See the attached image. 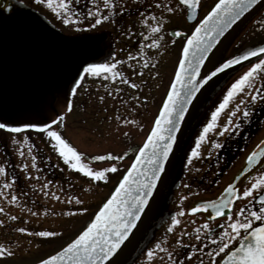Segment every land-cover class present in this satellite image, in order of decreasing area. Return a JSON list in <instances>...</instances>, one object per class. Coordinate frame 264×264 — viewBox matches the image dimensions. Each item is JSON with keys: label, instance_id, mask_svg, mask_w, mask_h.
I'll list each match as a JSON object with an SVG mask.
<instances>
[{"label": "rangeland", "instance_id": "obj_1", "mask_svg": "<svg viewBox=\"0 0 264 264\" xmlns=\"http://www.w3.org/2000/svg\"><path fill=\"white\" fill-rule=\"evenodd\" d=\"M137 1L114 0L115 7L110 9V18L106 24L109 23L100 28L109 32L111 47L105 54L98 51L97 45L96 58L92 62L100 64L120 61L116 70L123 73V77L113 80L111 73L92 76L89 82L87 80L83 86L78 87L77 79L74 80L72 74L61 72L60 78L50 74L59 73L66 66L58 67L50 63L46 55L40 56L48 60V67L39 64L37 60L33 64L21 65L26 73L22 79L28 87L23 86L20 94L22 98L29 95V100H24L23 105L24 101H19L22 98H18L13 104L6 97L0 96V122L14 126L23 123L51 125L53 119L63 115V126L52 127L60 131L78 151L85 153V163L89 162L91 156L111 152L114 156L124 158L92 161L91 166L99 169L115 164L117 171L126 168L135 147L144 140L156 115L182 45L181 41L175 40L170 34L176 21L153 19L145 11L136 9ZM95 3L102 15L103 0H95ZM158 9L160 13L165 11L160 5L154 11ZM161 24L163 27L159 33L150 31L149 26ZM153 39L159 41L158 46H151ZM132 43L139 48L130 47ZM120 47L124 52L119 51ZM129 56L133 59H129ZM5 67L6 64L0 65L1 69ZM44 68L49 70L47 77ZM5 70L10 71L8 67ZM7 76L12 78V74ZM3 77L0 74L1 80L5 79ZM133 83L137 85L136 88L131 87ZM25 88H28L26 93ZM73 88L76 89L75 93L72 92ZM69 104L71 111H68ZM196 108L197 116L202 105L195 107L193 113ZM187 133L184 140L189 139ZM21 151L23 156L19 154ZM203 157V153L195 156L194 163H199ZM24 164L28 166L27 169L22 167ZM0 165L5 167V173L0 174V209H3L0 211V250L7 249L11 253L0 256V263L25 261L60 244L87 221L118 179L111 176V171L106 173V181H96L73 170L59 156L51 138L38 129H27L19 133L0 129ZM236 167L238 165L225 169L222 184L232 173H236ZM263 171L252 176L246 182V187L261 179ZM29 172L31 176H28ZM6 184L10 186L5 187ZM263 187L255 189V194L261 193ZM45 192L48 194L45 195ZM13 197L16 198L15 202ZM77 199L82 203L78 204ZM247 199L244 197L240 202ZM20 228L26 231H18ZM42 231L55 232L56 235L41 237L38 233Z\"/></svg>", "mask_w": 264, "mask_h": 264}, {"label": "flooded vegetation", "instance_id": "obj_2", "mask_svg": "<svg viewBox=\"0 0 264 264\" xmlns=\"http://www.w3.org/2000/svg\"><path fill=\"white\" fill-rule=\"evenodd\" d=\"M216 1L199 0L197 16L193 21L188 19L189 8L180 0H138L135 8L145 11L150 17L176 21L174 30H170V34L172 33L173 38L181 41L183 45L185 35L182 32H190ZM12 3L10 13L0 9V65L6 64L5 68L8 67L10 70L0 68V74L6 79V81L0 79V96L6 97L7 101L13 104L18 98H22L20 94L22 88L25 85L28 87V84L22 79L26 73L21 65L33 64L37 60L39 64L48 67L46 66L48 60L40 57L45 55L49 57L50 63L57 64L58 67L63 65L67 67L63 70L59 68V73H50L54 74L52 76L60 78L61 72L72 74L74 80L80 81L78 87L83 86L87 80L89 82L92 76L84 74L83 68L95 60L97 45L100 47L98 51L105 54L111 47L109 32L100 29L109 23L106 24L107 20L98 27L97 25L90 27L95 24V19L89 17L87 12L96 8L95 0H75L70 6V13L66 16L70 21L68 24L63 22L64 17L61 14L49 8L43 0H12ZM159 5L165 10L162 13L159 9L157 12L154 11ZM168 8L175 10L169 12ZM103 11L101 16L106 15L110 18V9L103 8ZM177 31H181V35H176ZM262 40H264V4L223 43L217 52L214 64ZM16 46L17 50H15ZM129 46L139 48L134 44ZM119 51L124 52L122 47ZM1 52H5L8 58L5 59L6 54L2 55ZM262 59L264 55L223 74L201 97L202 100L200 99L201 102L198 103L202 105L199 115L196 116L198 111L196 108L161 192L121 264H199L200 261H203V264H211L212 261L219 264L224 257V253L216 254L222 240L220 233L225 229L230 231L232 220L249 217L252 211L259 212L264 208V203H257L255 200L260 193L255 194V189L247 200L240 202L244 198L243 191L251 187H246V182L251 176L240 188L239 198L229 212L232 219H229V213L212 218L203 211L191 212L194 201L214 196L221 191L234 175L232 173L231 177L222 184L225 169L238 165L235 173L249 152L264 136V66H262L250 78V83L245 85L244 91L237 93L228 107L219 114L215 129L207 133L197 149L199 154H204V157L199 163H194L195 156H192V150L197 148L196 142L203 134L204 127L212 120V113L223 102L231 85ZM44 70L45 68L43 72ZM7 74H12V78ZM48 74L49 70H45L44 75L47 77ZM27 90L28 88H25L24 93ZM256 93H259L262 99L249 104L251 96ZM22 100H29V95H24ZM240 100H244L245 103L240 105V111L232 117L229 130L224 131V125L234 105ZM245 108L249 110L248 117L241 115ZM186 133L188 140H184ZM263 170L264 165L255 174ZM263 175L264 171L262 178ZM263 189L264 187L260 191L262 192ZM241 212L243 216L240 215ZM173 219L178 223L174 224ZM262 222L264 221L253 218L254 226ZM205 224L208 225L207 228ZM246 233L242 231V237ZM157 244L160 245L159 249L156 248ZM233 244L236 246L238 243L233 241ZM229 247L231 248L232 245ZM149 250L153 252L151 257L148 256Z\"/></svg>", "mask_w": 264, "mask_h": 264}, {"label": "snow or ice", "instance_id": "obj_3", "mask_svg": "<svg viewBox=\"0 0 264 264\" xmlns=\"http://www.w3.org/2000/svg\"><path fill=\"white\" fill-rule=\"evenodd\" d=\"M47 6L54 11L61 14L63 22L65 24L70 23L69 19L66 18L67 14L71 11V4L75 0H43ZM257 0H219L218 3L211 9V11L204 17L200 22V25L195 28L192 37L188 39L187 45L184 46L183 52L185 59L180 60V70L176 73V83L172 85V91L168 93V98L164 102L163 109L160 112L159 117L155 120V127L152 128L151 134L147 137V142L144 144L143 148H140V156L136 158V163H133L128 171V175H125L119 183V187L116 188L115 193H113L111 199L107 201L100 209L99 213L96 215L95 220L88 226V228L80 234L75 240L67 245L61 253L55 256H50L46 261H42L41 264H104L105 261L109 260L121 247L124 241L128 238L131 230L135 227L136 221L140 217V213L143 212L144 206L148 202V198L152 195V190L155 188L157 181L160 179L161 174L165 170V161H167L170 152L173 149V145L176 141V135L174 129L178 126L176 116L182 117L185 111V105L182 101L177 107V100L180 99V94L177 92V84H183L184 97L190 98L197 91V84L195 77L199 72V65L203 60V54L208 51L207 47H202L204 43V36H210L212 32H217L218 34L226 27H230L231 23L235 19H239L245 12H247ZM181 3L188 8L192 9L194 12L199 4V0H181ZM11 4L6 5L7 9L12 8ZM103 7L107 9H113L115 7L114 0H103ZM175 9L168 8L167 11L173 12ZM89 17L95 19V24L90 25V27H95L100 25L102 21L109 19V16H101L99 8H95L93 11L87 12ZM155 19V17H152ZM194 18V17H190ZM209 23L212 24L211 30L205 27ZM152 33H159L163 25H157L155 27L149 26ZM204 35H200L201 33ZM180 33H176L179 35ZM159 41L153 39L151 42L152 47L158 46ZM195 49H200L201 54L195 56V63L188 60L187 57L190 51ZM257 52L264 53V47L257 48L247 52L245 55L239 57V59H245L248 56H254ZM129 59L133 57L129 56ZM121 63L120 61H115L114 63H89L83 68V73L91 75L93 77H99L101 75H106L111 73V79H116L117 77H123V73L116 70V65ZM237 63L236 59H232L224 63L221 67L216 68V71L212 73L215 75L216 72H220L222 68H227L230 64ZM188 65L185 68V65ZM264 66V59L259 60L258 63L254 64L247 72H245L239 79H237L229 89L227 95L224 97L223 102L218 108L212 113V120L204 127L203 134L197 140V148L192 150V156H198V148L201 141L206 138L209 131L214 130L216 126V121L219 114L228 107L229 103L237 95V93L244 91L245 85L250 83V78L253 74ZM187 74V83L184 84L183 75ZM80 81H76L79 84ZM188 85H191L188 87ZM131 87L136 88V84H131ZM76 89L73 88L72 92L75 93ZM103 99V97H101ZM257 99H262L259 93L253 94L251 100L248 101L249 104L254 103ZM244 100L234 105L233 110L229 115L228 121L224 125V131H228L232 125V117L236 115L237 111H240V105L244 104ZM68 111H71V104L68 105ZM248 108H245L241 113L244 117L249 116ZM64 116H57L51 121V125L35 124V123H23L19 125H10L7 123L0 122V129H7L14 133H19L27 129H38L45 132L48 137L53 141V147L58 152L59 156L65 161V163L88 178L96 181H106L108 179L106 173L109 171L116 172L117 168L115 164L110 165V167H103L99 169H94L91 166L92 161H106V160H122L124 156H114L111 152L105 153L103 155H94L88 158L87 163L84 162L85 153L78 151L62 134L60 131L54 129L52 125L57 127L63 126ZM127 123V121H124ZM163 125H169L167 129ZM239 125L237 124L236 127ZM167 130L169 135L167 137V142L161 144V141L165 140L162 133ZM27 140V137H25ZM15 142V141H14ZM23 147V145H21ZM151 149L150 153L145 154V150ZM21 156L24 155L23 151L19 153ZM29 155H31V150L29 149ZM127 155V153H124ZM264 157V148H261L259 153L253 151L252 154L247 158L248 164L251 165L252 161L257 158V156ZM141 157L148 159V163L151 166L150 175H148L145 180H131L130 177L133 173L140 175L137 164L141 163ZM35 160V157H33ZM35 166V165H33ZM23 168L27 169V165H22ZM5 173V167L0 165V174ZM31 176V173H28ZM48 183H51L50 181ZM133 185L136 186L137 195L131 197V203L127 199L129 193L133 190ZM10 185H5L8 187ZM264 186V178L257 179L251 187L246 188L242 196L249 197L252 195L253 190ZM47 187V184L45 185ZM43 191V189H41ZM225 192L229 194L227 199H222L219 204L215 202H209L208 204L193 207L192 212H196L199 207L205 209L211 207L215 210L217 217L224 215V208L226 206L230 207V200L233 198L238 199L237 191L232 184H229L225 189ZM47 195L48 193H44ZM259 199L264 201V195H260ZM16 198L13 197V202ZM78 204L82 201H76ZM123 206V210H121ZM3 211V209H0ZM84 211V209H81ZM71 214V213H70ZM243 216V213H240ZM229 219H232L231 214H228ZM253 218L257 221H264V208H261L259 212L252 211L249 217L243 219H234L230 224V231L225 229L220 233V238H222L219 251L216 253H224L222 264H264V223H261L258 227L253 225ZM15 219V217H13ZM173 223H178L173 219ZM208 225L205 224V228ZM20 232L26 231L24 228L18 229ZM242 231L247 232L246 236L242 237ZM41 237H51L55 236V232L42 231L38 233ZM199 239V238H198ZM226 240L227 242H223ZM233 241L239 243V247L233 244ZM215 243V241H213ZM232 245L230 248L229 246ZM156 248L159 249L160 245L157 244ZM2 249V246H0ZM228 250L227 252L225 250ZM5 254L11 255L7 249L0 250V256ZM153 255L152 250H149L148 256ZM199 264H203L200 261ZM211 264H217L216 261H212Z\"/></svg>", "mask_w": 264, "mask_h": 264}, {"label": "water", "instance_id": "obj_4", "mask_svg": "<svg viewBox=\"0 0 264 264\" xmlns=\"http://www.w3.org/2000/svg\"><path fill=\"white\" fill-rule=\"evenodd\" d=\"M218 2H219V0H217L212 5V7L197 22L195 27L190 32H188V33L182 32V34L185 35V41L182 45L180 55H179V58H178V61H177V64H176V67L174 70V74L172 76V79H171L170 84L168 86V89L166 91V94L162 100V103H161V105L157 111V114L154 118L152 126L149 129L148 133L146 134L142 143L137 147V150H136L130 164L128 165V167L124 171L123 175L121 176V178L119 179L117 184L114 186V188L110 192V194L102 202L100 207L92 214V216L77 231H75L66 240H64L62 243H60L58 246L54 247L53 249L49 250L48 252H46V253L38 256V257L28 259L25 261H21V262H17V263H0V264H41L42 261H46L50 256H55V255H58L59 253H61L63 251V249L66 248L69 243H71L80 234H82L88 228V226L92 223V221L95 220L96 215L99 213L100 209L103 207V205L105 203H107V201L109 199H111L113 193H115L116 188L119 187L120 181L123 179V177L125 175H128V171L131 168L132 164L136 163V158L141 155L139 149L143 148L144 144L147 142V137L151 134L152 128L155 127V120L159 117L160 112L163 109L164 102L168 98V93L172 91V85L174 83H176V73L180 70L179 62H180V60L185 59L184 52H183L184 46L187 45L188 39H190L192 37V34L195 31V28L200 25V22L204 19L205 16H207V14L211 11V9ZM8 4H11L13 6L12 0H0V9L5 11L6 13H10L12 11V8L7 9L6 5H8ZM263 4H264V0H257L256 4H254L247 12H245L242 16H240L239 19H235L231 23L230 27L224 28L222 30V32H220L219 34L217 32H212V34L210 36H204V43L202 44V47H207L208 51H206L203 54V60L199 65V72L195 77L196 81H199V83L197 84V91L190 98H185L184 97V91H183V84H177L176 90L180 94V99L177 100V107L183 101L184 105H185V111H184V114L182 117L176 116L177 125H178L174 129V132L176 135V141L173 145V149L170 152L167 161H165V170L161 174L160 179L157 181L155 188L152 190V195L148 198V202L144 206L143 212L140 213V217L136 221L135 227L132 228L128 238L124 241V243L117 250V252L115 254H113V256L109 258V260L105 261L104 264H121V262L123 261V258L126 256L130 245L133 243V241H134L135 237L137 236L139 230L143 226L145 220L147 219V216L149 215V212L151 211L153 205L155 204V202L157 200L159 193L161 192V189L165 183L167 175H168L170 168L172 166V163L174 161V158H175L177 149L179 147V144L183 138V134H184V131L187 127V124H188V122H189V120L193 114V111H194L197 103L199 102L201 97L204 95V93L207 91V89L211 86V84H213L215 82V80H217L223 74L235 69L236 67H238L240 65H243L244 63H247L253 59H256V58L264 55V53L257 52V54L254 56H248L242 60L239 59V57L245 55L247 52H249L251 50L264 47V40H262V41L257 42V43H255V44H253V45H251L245 49H242V50L232 54L231 56L224 59L223 61H221L217 64H214V60H215V57L217 55V52L219 51V49L223 45V43L229 38V36L250 15H252ZM197 8H198V6H197ZM197 8L195 9L194 12L192 11V9L189 8V16H188L189 21H193L196 18ZM190 17H194V18H190ZM205 27H207V28H209V30H211L212 24L209 23L208 25H205ZM175 33H181V31H177ZM179 35H181V34H179ZM200 35L203 36L204 33L202 32ZM200 54H201L200 49L193 48L190 51L187 59L192 61L193 63H195L194 57L199 56ZM232 59H236L237 63L230 64L227 68H222V70L220 72H216L215 75H212V73L216 71V68L221 67L224 63H226L227 61L232 60ZM187 67H188V65L186 64L185 68H187ZM187 79H188L187 74H184L183 75L184 84L187 83ZM190 86L191 85H188V87H190ZM163 127L165 129H167L169 127V125H163ZM162 135L165 137V140L161 141V144L167 142V137H168L169 133L167 130H165L162 133ZM261 148H264V137L254 146V148L248 154V156L246 157V159L244 160V162L242 163V165L240 166L238 171L226 183V185L223 187V189L217 195H215L213 197L202 198V199H198V200L194 201L191 205V209L193 207L208 204L209 202H215V203L219 204L222 199H227L229 194L225 192V189L227 188V186L229 184H232L234 186V188L237 191V195L239 196V189L241 188V186L245 183V181L250 176H252L264 164V157H261L259 155L257 156V158L255 160L252 161L251 165L248 164V160H247V158L252 154L253 151L259 153L261 151ZM150 151H151V149L145 150V154L147 155L148 153H150ZM137 169H138L140 175L133 173V175L130 177V181L131 180H145V179H147L148 175H150V169H151V166L148 163V159L141 157V163L137 164ZM137 194L138 193L136 191V186L133 185V190L129 193V196L127 197V199L129 200L130 203H131V197L136 196ZM260 195H264V190L256 197V202L264 203V201H261L259 199ZM236 200H237L236 198H233L230 200L231 206L230 207L226 206L224 208V213H225L224 215H226L227 213H229L231 211ZM121 210H123V206H121ZM198 211H203L208 217H212V218L217 217L215 214V210L212 209L211 207H209L207 209H205L203 207H199L196 212H198ZM259 225L260 224L256 225L255 227H258ZM246 235H247V233H246ZM236 247H239V243L236 245ZM222 261H223V259L220 261L219 264H222Z\"/></svg>", "mask_w": 264, "mask_h": 264}, {"label": "trees", "instance_id": "obj_5", "mask_svg": "<svg viewBox=\"0 0 264 264\" xmlns=\"http://www.w3.org/2000/svg\"><path fill=\"white\" fill-rule=\"evenodd\" d=\"M122 172L123 171L120 170V171H117L116 174L111 173V176H113V177H116L117 176L119 178L121 176Z\"/></svg>", "mask_w": 264, "mask_h": 264}]
</instances>
